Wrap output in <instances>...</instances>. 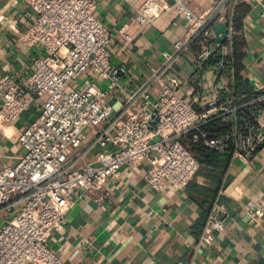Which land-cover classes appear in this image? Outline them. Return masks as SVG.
<instances>
[{"label": "built area", "instance_id": "2783aa9c", "mask_svg": "<svg viewBox=\"0 0 264 264\" xmlns=\"http://www.w3.org/2000/svg\"><path fill=\"white\" fill-rule=\"evenodd\" d=\"M126 1L135 10L119 31L127 45L169 12L188 28L149 78L129 92L119 81L125 68L112 63L114 34L95 15L97 0H23L35 18L21 41L42 54L25 78L0 77V126L32 105L39 114L19 133L25 153L0 170V264H66L50 248L51 234L65 227L66 212L84 195L103 205L126 165H145V180L155 190L166 183L184 188L200 169L187 141L247 162L264 149V82H254L253 96L245 101L224 99L217 91L197 109L179 91L183 80L171 75L178 56L194 46L199 69L216 59L234 82L235 71L226 64L236 31L227 6L247 4L264 21V0H217L201 13L190 7L192 0ZM218 22L228 28L224 43L213 31ZM116 88L123 92L118 110L108 100ZM217 123L225 128L215 131ZM244 210L251 225L264 227V198L248 200ZM224 213L213 206L204 242L224 230Z\"/></svg>", "mask_w": 264, "mask_h": 264}, {"label": "crops", "instance_id": "0c3cea01", "mask_svg": "<svg viewBox=\"0 0 264 264\" xmlns=\"http://www.w3.org/2000/svg\"><path fill=\"white\" fill-rule=\"evenodd\" d=\"M216 1L192 0L190 7L201 13ZM236 6L229 4L227 13H233ZM134 13L126 0H97L95 15L114 34L112 63L117 69L125 68L119 81L127 92L149 78L163 62V52L173 51L175 42L188 32L185 22L169 12L156 24L146 25L127 45L119 31ZM34 18V10L23 0H0V77L12 74L21 80L34 69L42 50L21 41ZM235 31L245 40L241 72L245 87L240 91L236 77L232 82L217 63L211 61L199 69L194 46L174 63L171 75L183 80L179 91L197 109L214 99L217 91L224 99L246 100L248 92L253 93L252 84L264 82V21L258 11L251 8L243 20V33ZM187 75L191 79L186 80ZM122 93L120 88L109 93L116 110ZM38 114L32 105L14 122L0 126V170L25 153L18 136ZM224 128L220 123L213 127L215 131ZM145 167L126 165L119 187L103 205L84 195L66 212L65 227L49 239L50 248L66 264H264V227L251 225L244 210L248 200L264 198V149L250 162L231 158L224 167L219 163L203 166L184 188L166 183L155 190L145 180ZM214 205L225 212V228L206 243L202 234Z\"/></svg>", "mask_w": 264, "mask_h": 264}, {"label": "trees", "instance_id": "16d2710c", "mask_svg": "<svg viewBox=\"0 0 264 264\" xmlns=\"http://www.w3.org/2000/svg\"><path fill=\"white\" fill-rule=\"evenodd\" d=\"M251 11V7L247 4H239L235 7L233 12V24L235 27V30L237 32L243 33V20L245 19V16ZM245 46V40L243 38V35L239 36L236 34L233 37V54L232 58H229L227 60V66L229 68H233L235 71V77H236V83L235 86L237 90H241V87L243 85L242 82V75L241 72L244 69L243 66V60L245 58L243 49ZM213 63H216V59L211 60ZM210 63V62H209ZM253 96L252 92H248L247 96H245V99H249ZM245 101L240 100V102ZM218 124V123H217ZM215 124V125H217ZM214 125V126H215ZM188 145L190 146L192 152L197 157V159L200 162V169L198 172L202 171L203 166L211 165L216 166V164H221L223 167L229 164L231 160V156L228 154H219L215 152L214 150L199 144V143H193L192 141H187ZM221 167V166H220Z\"/></svg>", "mask_w": 264, "mask_h": 264}, {"label": "water", "instance_id": "95a60500", "mask_svg": "<svg viewBox=\"0 0 264 264\" xmlns=\"http://www.w3.org/2000/svg\"><path fill=\"white\" fill-rule=\"evenodd\" d=\"M213 31L216 35V39L219 43H224L226 40L228 28L223 22H218L213 25Z\"/></svg>", "mask_w": 264, "mask_h": 264}, {"label": "rangeland", "instance_id": "374dc122", "mask_svg": "<svg viewBox=\"0 0 264 264\" xmlns=\"http://www.w3.org/2000/svg\"><path fill=\"white\" fill-rule=\"evenodd\" d=\"M2 222V220L0 219V223Z\"/></svg>", "mask_w": 264, "mask_h": 264}]
</instances>
